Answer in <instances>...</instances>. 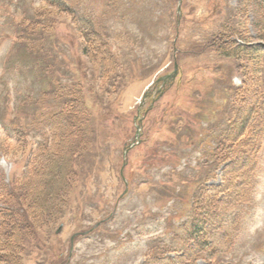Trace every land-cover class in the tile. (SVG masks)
Segmentation results:
<instances>
[{"label":"rangeland","instance_id":"1","mask_svg":"<svg viewBox=\"0 0 264 264\" xmlns=\"http://www.w3.org/2000/svg\"><path fill=\"white\" fill-rule=\"evenodd\" d=\"M46 1L0 0V189L36 164L56 89L80 88L85 150L50 161L70 185L35 242L0 211V264L14 235L18 264H179L194 247V264H264V0ZM98 43L103 79L82 53Z\"/></svg>","mask_w":264,"mask_h":264},{"label":"trees","instance_id":"2","mask_svg":"<svg viewBox=\"0 0 264 264\" xmlns=\"http://www.w3.org/2000/svg\"><path fill=\"white\" fill-rule=\"evenodd\" d=\"M51 2H53L57 6ZM51 2H49V0L46 1V3L49 4L48 6H51L53 10L59 11L58 8L60 5H58V3L54 1ZM233 33H235V31H233ZM95 35L97 36V39H99V34L94 30H90V33L86 34L84 43L90 45V43H92L91 38ZM88 45H86L85 47L82 46V53L86 54L89 57V60H91L92 62L95 63L96 61H98L100 65L99 77L103 79L102 76L104 77L106 74H109L112 71L109 66L112 65L111 60H113V56L110 54V52L106 48V45L103 43L99 44L94 49L92 47L91 49H87ZM79 90L80 88L77 87V84L71 85L70 87H63L60 91L59 89L55 90L54 98L56 99V101H60L59 104H57L58 109L57 111L51 112L47 115L44 124L45 130L40 132L39 138L41 141L35 148V151L33 153L34 157H29V159L27 160L36 161V164H33L29 167L28 176L19 184L15 180H13L9 186L3 185L4 187L0 189V205L2 206V209L0 211L4 214V216L5 214H11L15 217H18L21 220V224H24L22 225V227L25 230L29 231L30 236L34 242L36 241L37 237L36 230L38 222L36 217L38 219L41 215L42 218L44 217V210L47 206L46 204H49L52 209L56 210L53 211L52 214L60 213L62 206L64 205L63 203L65 202L62 194H65L67 192L68 186L70 185L65 178V175H63L65 168L62 172H59V168L61 166H59L58 170H54L53 163L51 164L50 161H75L83 155V148L81 149L79 146H76L77 144L75 143V141L78 142V139L77 137L74 138V136H81L82 134H84L86 131V125L88 124L86 122V118L81 116L83 106L81 108L79 107V105L82 104ZM78 113L80 114L82 119L79 122H76V114ZM218 144H221V142ZM231 147V144L229 147L227 146L226 150L228 154L232 151ZM83 150H85V147ZM36 158L38 160V163ZM48 163L52 165L50 166L52 169L46 168V170H43L45 164L47 165V167L49 166ZM35 175L37 177V180L34 179ZM232 182L233 181L227 182V185L229 186ZM24 183V187H27L26 189L28 190V192L35 193L38 196L41 195L44 197V200L42 199L44 201H42L43 207H38L36 209L37 213L34 216L29 213V208L27 211V204L24 200V191L21 190V188L19 189V186ZM233 188H237V186L234 185ZM43 193L45 194L43 195ZM196 208L199 213H202V208ZM16 238L17 237L14 235L15 240L9 241L11 243V247L9 245V250L6 252L7 255L5 254V259L1 260L2 262H4V264H18L19 259H15L16 255L18 254L17 251L19 250L18 240ZM190 249H193V251L189 250L191 254L189 252V254L181 253V260L179 264H194V262L197 260V257L195 255V247ZM210 259H212L211 256ZM210 261L212 264L214 263V261Z\"/></svg>","mask_w":264,"mask_h":264},{"label":"water","instance_id":"3","mask_svg":"<svg viewBox=\"0 0 264 264\" xmlns=\"http://www.w3.org/2000/svg\"><path fill=\"white\" fill-rule=\"evenodd\" d=\"M176 70H177V67L174 65V73H173V76L176 74ZM136 136H137V133H136ZM71 241H72V238H71Z\"/></svg>","mask_w":264,"mask_h":264}]
</instances>
